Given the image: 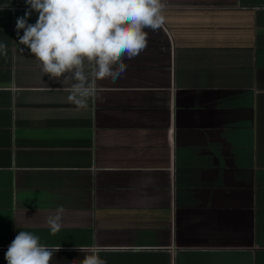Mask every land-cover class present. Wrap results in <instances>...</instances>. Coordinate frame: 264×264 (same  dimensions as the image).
Listing matches in <instances>:
<instances>
[{
	"label": "crops",
	"instance_id": "obj_1",
	"mask_svg": "<svg viewBox=\"0 0 264 264\" xmlns=\"http://www.w3.org/2000/svg\"><path fill=\"white\" fill-rule=\"evenodd\" d=\"M163 2L164 27L77 111L75 81L19 43L25 0H0V264L19 231L61 246L49 264H81L76 247L106 264H264V0Z\"/></svg>",
	"mask_w": 264,
	"mask_h": 264
},
{
	"label": "clouds",
	"instance_id": "obj_2",
	"mask_svg": "<svg viewBox=\"0 0 264 264\" xmlns=\"http://www.w3.org/2000/svg\"><path fill=\"white\" fill-rule=\"evenodd\" d=\"M28 11L16 20L19 43L25 45L50 79L75 81L67 89V101L77 111L88 108L97 94V81H115L127 70L124 58L139 55L148 43L145 29L164 27L163 0H25ZM38 13L35 24L28 23L31 12ZM23 30V35H20ZM7 45L0 41V56ZM63 77L61 80L60 78ZM65 208L59 206L47 217L50 234L62 228ZM59 247L40 243L33 233L19 231L5 253L7 264H49ZM85 251L81 264H106L97 247Z\"/></svg>",
	"mask_w": 264,
	"mask_h": 264
}]
</instances>
